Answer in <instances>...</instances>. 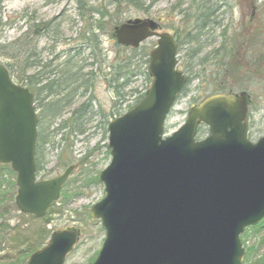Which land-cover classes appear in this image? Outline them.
<instances>
[{
    "label": "water",
    "instance_id": "95a60500",
    "mask_svg": "<svg viewBox=\"0 0 264 264\" xmlns=\"http://www.w3.org/2000/svg\"><path fill=\"white\" fill-rule=\"evenodd\" d=\"M159 29L156 20L140 17L111 31L126 47L156 42L144 96L107 126L111 158L99 173L104 196L89 208L105 236L92 264H242L241 233L264 218V135L247 137L250 95H208L166 134L187 76L177 65L174 35ZM200 124L208 133L197 140ZM37 126L33 94L0 63V163L16 173L18 210L43 217L76 166L36 178ZM80 235L77 227L54 230L25 264H65Z\"/></svg>",
    "mask_w": 264,
    "mask_h": 264
},
{
    "label": "rangeland",
    "instance_id": "374dc122",
    "mask_svg": "<svg viewBox=\"0 0 264 264\" xmlns=\"http://www.w3.org/2000/svg\"><path fill=\"white\" fill-rule=\"evenodd\" d=\"M82 1L85 3L82 8L87 9L89 6H106L108 0ZM204 5L216 10L213 19L210 18L211 22L207 21L205 25L203 18L198 19L203 12L200 8ZM0 8L3 22L0 27V46L13 43L34 27L38 30L45 27L46 31L29 46L34 48L35 57L41 61V65H46L45 69L53 67L55 71L48 74L43 83L56 79L66 86V89L61 86L62 94L66 93V96L58 102V115L53 120L50 118L54 115L47 117L49 123H39L38 131L44 130L45 137L44 145L36 154L42 167L37 178L50 179L61 174L68 165L76 166L63 184L58 200L50 207L52 212L41 219L19 212L14 201L17 192L16 174L7 173L0 165V262L2 258L15 262L25 256L22 252L26 249L43 247L48 237L43 241L38 231L47 219L45 230L50 234L56 229L67 227L81 230L78 242L64 263L92 264L105 236L100 220L91 218L89 208L104 196L103 183L98 175L111 158L107 126L113 117L124 114L134 105L135 99L148 89L151 77L149 80L145 78L147 63L144 60L149 59L148 52L153 48L156 37L142 42L147 57L136 56L133 62L136 75L128 78L122 87V96L118 97L115 90L117 85H113L114 76L117 77L115 66L118 58L128 51L116 44L110 34L111 28L90 30L88 22L79 14L86 10L79 9L77 0H0ZM188 12L191 14L187 21L189 29L193 34L198 33L197 42L201 51L189 61L191 77L177 95L167 116L166 133L178 128L186 120L189 107L209 94L219 89L226 92L230 89L236 93L244 90L251 96L248 137L252 141L257 140L264 135V72H260L264 66V0H157L147 10L129 9L124 13V20L130 17L153 18L161 23V31L175 35L177 28L181 31L186 27L184 16ZM181 40L184 41L182 37ZM184 44L178 46L177 58L179 67L186 71L183 65L185 55L197 43ZM227 47L233 53H229L222 63L228 64L232 60L237 67L232 70L227 64L222 65L218 61ZM212 49H217L216 58L207 55L211 54ZM8 50L0 47V63H5L4 52ZM203 58L205 60L198 64ZM68 68L71 69L73 83L66 74ZM33 71L29 70L30 73ZM90 72L93 75L80 76L89 75ZM13 80L17 82L14 77ZM38 93L40 99L36 102L40 104L39 115L46 111L42 109V104L62 96L59 92L53 93L52 97L45 100L42 99L44 93ZM207 131L206 126H201L197 139L204 137ZM263 237V227H247L242 233L241 242L245 253L247 247H254L250 257L252 260L248 258L247 264L260 257L264 259ZM20 252L24 256L20 257Z\"/></svg>",
    "mask_w": 264,
    "mask_h": 264
},
{
    "label": "trees",
    "instance_id": "16d2710c",
    "mask_svg": "<svg viewBox=\"0 0 264 264\" xmlns=\"http://www.w3.org/2000/svg\"><path fill=\"white\" fill-rule=\"evenodd\" d=\"M155 1L157 0H108L107 1V5L100 7V6H89L86 8H82L83 5L85 4L82 0H77L78 2V6L79 9H85L86 12H79L80 16L85 19L86 22H88L89 27H91V31L92 30H98L99 28H106L107 30L109 28H113L115 25H118L121 21L124 20V13L126 11H129V9H137V10H147L153 3H155ZM146 3H148V5H146ZM109 6V8H108ZM201 11H203L202 13H200L199 18H203V25H205V23L208 21L209 23L210 18L213 19L214 14L216 12L215 9L212 8V6H203L200 8ZM1 14H2V9L0 8V27L3 25L2 20H1ZM191 14L188 12L186 13L185 20L186 22L188 21V18H190ZM198 19L196 21H198ZM206 20V21H205ZM213 23V22H212ZM34 26H36V24H34ZM186 27H184L183 30L178 31V28L176 29V33H175V38H176V42L177 44L180 46L184 43L189 44L191 42H196L197 44L193 45L192 47L189 48V53H186L185 55V60H184V66L186 68L185 73L187 72V76H188V80L190 79V65H189V61L190 59H192L193 57H195L196 55H198L197 53L199 51H201V46L200 44L197 42V36L198 33H191L192 30L189 29L190 24L189 22L186 23L185 25ZM46 29L45 27L42 28V30H38L35 27L33 28V30L31 31H26L24 32V35L21 38H18L16 40L13 41V43L9 44V45H3L0 46L1 49L8 48L9 50L7 52H4V54L6 55V61H5V65L9 71V73L11 74L12 77H14L15 79H17L18 83H21L23 85H27L29 87L30 90H32L33 93H35V98L40 99V96L38 95V92H42L44 93V96L42 97V99L47 100L50 96L52 97L54 94L53 93H60L62 96H59L55 101L52 100H48L47 103L44 105L42 104V109L45 108V112L44 113H38V125L39 123H49L50 120H53L57 115V105L58 102L61 101V97H65L66 93L61 92L62 88L61 86H64V88L66 89L65 84L58 82V80L53 79L51 81H47V83H43V80L47 77L48 74H51L53 72H55L52 68H44L46 65H41V61L38 60V58L35 57L34 54V48H30V44L32 43V41L34 40L35 43V39L43 34V32H45ZM88 34V33H87ZM181 37L183 38L184 41L181 40ZM90 43V42H89ZM91 44V43H90ZM185 45V44H184ZM123 47V46H121ZM94 48V47H93ZM125 49V51H128L127 53L121 55V58H118V62L115 66V68H117V77L114 76V83L111 81V83H113V85H115L114 87H116L117 85V89L116 93L118 95V97L122 96V87L123 85L126 84V82H128V78L133 77V75H136V72L133 68V62L134 59L136 58L137 55H140L141 57H147V51L143 49V47H139V48H128V47H123ZM95 49V48H94ZM218 49V48H217ZM217 49H212L211 54H207L208 56L210 55H215ZM229 47H227L226 52H224L223 54H221L219 56V63L220 64H227V63H222V60L228 56V54L230 53V55L233 53L232 50ZM225 51V50H224ZM205 60V58H203L198 64H201L203 61ZM262 61H264V55L262 57ZM144 63H148V59L144 60ZM41 65V66H40ZM227 67H229L230 70H232L233 68L235 69L236 64L230 60L227 64ZM37 68H40L39 70H37ZM44 68V69H42ZM188 68V69H187ZM237 68V67H236ZM34 69L33 72H29V70ZM66 74H68V76L71 77L70 81L72 80L73 76L71 74V69L68 68V70H66ZM79 70H77L78 73ZM189 71V73H188ZM264 72V66L260 68V72ZM76 73V74H77ZM189 74V75H188ZM93 75L92 72L88 74H80V76H90ZM145 78H147L148 80L150 79V77L148 76V73L145 71L144 72ZM90 78V77H89ZM122 81V82H120ZM73 83V81H71ZM70 83V82H69ZM68 83V84H69ZM118 83V84H117ZM67 84V85H68ZM84 84L86 85V87L88 86L87 82L85 81ZM72 90V88L70 89ZM224 89H219V91L221 92H226L223 91ZM218 91V92H219ZM144 93L141 94V96H138L134 102L137 103L138 101L141 100V98L143 97ZM55 96L52 98L54 99ZM52 101V102H51ZM51 102V104L49 103ZM37 104H39V101H37ZM48 105V107H47ZM40 108V104L38 105ZM134 106V105H132ZM130 106L129 109L132 107ZM54 108V109H53ZM49 115V116H48ZM54 115V116H52ZM52 116V117H51ZM47 117H51L50 120H47ZM39 128V126H38ZM44 130L41 131L39 133L38 131V140H37V145H36V154L38 153V151L41 150L42 146L44 145ZM36 158V173H38L39 171L42 170L40 163V158L35 155ZM1 167L3 168V170H6L7 173H13V170L10 169L9 164H0ZM1 178V175H0ZM2 184V181L0 180V186ZM52 212V210H50V208H48L47 213ZM46 213V214H47ZM45 214V215H46ZM45 215L43 217H45ZM42 219V218H41ZM47 219H45L44 221L47 223L48 221H46ZM44 222V223H45ZM45 223V224H46ZM45 224H43L42 228H40V239H42L44 241V239H46L47 237H49L50 233L47 232L45 230ZM264 228V219H262L261 221H259V223L256 226H252L251 229H257V228ZM262 241H264V237L262 238ZM42 247V246H41ZM38 247V248H41ZM37 250V249H34ZM34 250H32L31 248L26 249L25 251H23L22 253L27 257L28 255H30L32 252H34ZM254 247L250 246L247 247L245 256L243 258V263L242 264H247L246 262L248 261V258L252 257ZM21 252L19 253V256L21 257ZM23 255V256H24ZM23 258H18L15 262H11L9 259L7 258H2V262H0V264H24V261L26 259V257ZM251 259V258H250ZM249 259V260H250ZM252 260V259H251ZM250 260V261H251ZM251 264H264V259L262 257H260L258 260L254 259Z\"/></svg>",
    "mask_w": 264,
    "mask_h": 264
},
{
    "label": "flooded vegetation",
    "instance_id": "af4514ba",
    "mask_svg": "<svg viewBox=\"0 0 264 264\" xmlns=\"http://www.w3.org/2000/svg\"><path fill=\"white\" fill-rule=\"evenodd\" d=\"M20 84H21V83H20ZM21 86L26 87L27 85L25 86V85L21 84ZM27 87H28V86H27ZM28 89H29V87H28ZM29 91L31 92V94H33V101H34L33 104H34V108H35L36 115H37V117H38V113H39V109H40L39 106H38L39 104H37V102H36V98H35L36 96H35V93H33L32 90H30V89H29Z\"/></svg>",
    "mask_w": 264,
    "mask_h": 264
}]
</instances>
